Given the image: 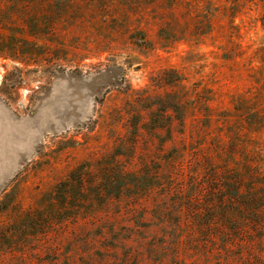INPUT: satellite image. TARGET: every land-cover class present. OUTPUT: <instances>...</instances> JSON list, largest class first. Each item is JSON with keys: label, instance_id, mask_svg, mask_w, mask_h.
Listing matches in <instances>:
<instances>
[{"label": "rangeland", "instance_id": "rangeland-1", "mask_svg": "<svg viewBox=\"0 0 264 264\" xmlns=\"http://www.w3.org/2000/svg\"><path fill=\"white\" fill-rule=\"evenodd\" d=\"M49 1L6 21L51 62L0 56V264H255L204 224L264 194V0Z\"/></svg>", "mask_w": 264, "mask_h": 264}, {"label": "trees", "instance_id": "trees-1", "mask_svg": "<svg viewBox=\"0 0 264 264\" xmlns=\"http://www.w3.org/2000/svg\"><path fill=\"white\" fill-rule=\"evenodd\" d=\"M3 1V0H2ZM3 7H0V56L6 58H17L24 63H36L37 62H49L51 56L48 46H39L37 43H29V49L25 47L26 44L23 40H19L17 35L21 34L20 28L7 27L8 22L15 21L17 19H23L26 16L24 23L26 24V30L24 31L29 36L34 38H43L44 35L49 36V32L53 30V24L47 17V10L55 9L49 0H5ZM1 4V3H0ZM34 11V12H32ZM8 22L6 23V21ZM3 29L9 30L15 35L8 36L3 34ZM23 32V30H22ZM22 44V45H21ZM166 109H171L179 114L180 125L184 124L185 119V106L184 101L180 95L177 96L173 106H169ZM227 193L226 198L230 197L235 200L238 196L239 188H230L229 186L223 188ZM230 192V193H229ZM243 192V191H242ZM245 196V193L243 192ZM246 200V203L240 207L231 206L227 202L222 203L221 209L213 208V204L209 205V212L222 211L223 216H228L230 220L226 221L225 226H218L215 221L218 219V215H210L208 223L204 224V227L208 226L212 229L210 236L215 242L218 253H234L238 249H245L246 251H252L257 255L256 259H253L255 264H264V194H258L257 196L242 197ZM232 209L229 211V209ZM251 211L257 220L253 222L258 231L251 230L249 232H243L238 227L240 218L234 212L235 209H242ZM234 216V217H232ZM225 264H230V259H223Z\"/></svg>", "mask_w": 264, "mask_h": 264}]
</instances>
